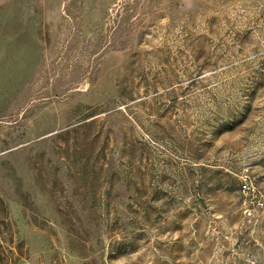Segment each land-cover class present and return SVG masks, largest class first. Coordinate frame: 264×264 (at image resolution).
I'll use <instances>...</instances> for the list:
<instances>
[{
  "label": "rangeland",
  "instance_id": "1",
  "mask_svg": "<svg viewBox=\"0 0 264 264\" xmlns=\"http://www.w3.org/2000/svg\"><path fill=\"white\" fill-rule=\"evenodd\" d=\"M0 264H264V0H0Z\"/></svg>",
  "mask_w": 264,
  "mask_h": 264
},
{
  "label": "built area",
  "instance_id": "2",
  "mask_svg": "<svg viewBox=\"0 0 264 264\" xmlns=\"http://www.w3.org/2000/svg\"><path fill=\"white\" fill-rule=\"evenodd\" d=\"M244 188H246V186H244Z\"/></svg>",
  "mask_w": 264,
  "mask_h": 264
}]
</instances>
